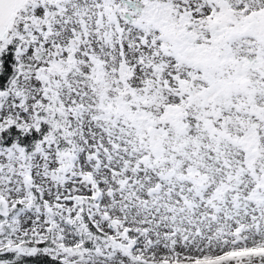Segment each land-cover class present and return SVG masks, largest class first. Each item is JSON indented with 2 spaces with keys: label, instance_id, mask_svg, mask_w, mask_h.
Here are the masks:
<instances>
[{
  "label": "snow or ice",
  "instance_id": "obj_1",
  "mask_svg": "<svg viewBox=\"0 0 264 264\" xmlns=\"http://www.w3.org/2000/svg\"><path fill=\"white\" fill-rule=\"evenodd\" d=\"M0 264H264V0H0Z\"/></svg>",
  "mask_w": 264,
  "mask_h": 264
}]
</instances>
